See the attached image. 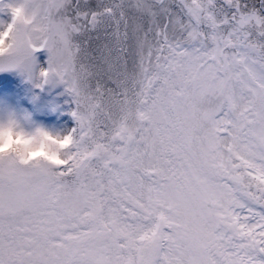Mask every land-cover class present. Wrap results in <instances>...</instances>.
I'll return each instance as SVG.
<instances>
[{
	"label": "snow or ice",
	"instance_id": "1",
	"mask_svg": "<svg viewBox=\"0 0 264 264\" xmlns=\"http://www.w3.org/2000/svg\"><path fill=\"white\" fill-rule=\"evenodd\" d=\"M0 13V71L63 84L75 121L0 122V264H264V0Z\"/></svg>",
	"mask_w": 264,
	"mask_h": 264
},
{
	"label": "bare ground",
	"instance_id": "2",
	"mask_svg": "<svg viewBox=\"0 0 264 264\" xmlns=\"http://www.w3.org/2000/svg\"><path fill=\"white\" fill-rule=\"evenodd\" d=\"M34 55L37 66L46 68L47 53L40 50ZM57 89L65 90V86L59 83L45 84L41 89L34 87V82L28 81L18 70L0 71V120L11 116L18 121L21 117L27 132H33L37 127L50 129L53 126L52 120L57 125L63 120L67 121L65 114L59 117L61 114L57 110L48 107L50 95ZM70 99L68 102H71L73 110L74 104ZM49 118L53 119L48 121Z\"/></svg>",
	"mask_w": 264,
	"mask_h": 264
},
{
	"label": "rangeland",
	"instance_id": "3",
	"mask_svg": "<svg viewBox=\"0 0 264 264\" xmlns=\"http://www.w3.org/2000/svg\"><path fill=\"white\" fill-rule=\"evenodd\" d=\"M0 21L10 22V16L5 14V13H0ZM70 97H69L68 93L66 92V90H62V89L54 90V92L51 93L48 107H50L51 109H54V111L57 110L61 114V115H59V117L62 116V114H65V116L67 117L66 118L67 121L63 120L62 123H59L57 125L54 122V120H52L53 118H49L48 121L51 119L52 120L51 123L53 124V126L50 129L48 128L45 130H47L53 134H64L67 130H70L73 127H75V121L70 114L72 111V109H71L72 106L70 105L71 102L70 103L68 102ZM71 99H70V101H71ZM18 122L20 123L21 127L27 132L28 130L26 128V124L21 119V117H20V119H18Z\"/></svg>",
	"mask_w": 264,
	"mask_h": 264
},
{
	"label": "clouds",
	"instance_id": "4",
	"mask_svg": "<svg viewBox=\"0 0 264 264\" xmlns=\"http://www.w3.org/2000/svg\"><path fill=\"white\" fill-rule=\"evenodd\" d=\"M19 55L21 57H23L24 55H26V53L20 52ZM0 122H3L5 124V127L7 126V123H6L7 122V119L0 120ZM44 143H45V146H46V150L48 148H51V149L58 148V145H51V143L49 141H45ZM40 147H41V145H40L38 139L36 141L32 142L29 145H25L23 143H21V144H13L12 145V148H14V149H16L18 151H21V152H25L26 149L36 150V149H38Z\"/></svg>",
	"mask_w": 264,
	"mask_h": 264
}]
</instances>
